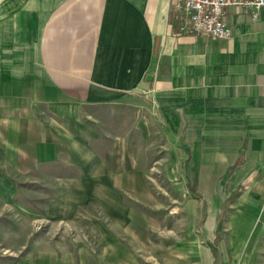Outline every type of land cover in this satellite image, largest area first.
Returning <instances> with one entry per match:
<instances>
[{
    "label": "crops",
    "instance_id": "0c3cea01",
    "mask_svg": "<svg viewBox=\"0 0 264 264\" xmlns=\"http://www.w3.org/2000/svg\"><path fill=\"white\" fill-rule=\"evenodd\" d=\"M225 19L232 37L219 40L178 34L169 0H0V165L71 171L52 183L49 220L86 207L107 218L95 221V245L39 247L15 264H223L256 252L264 9L229 8ZM157 133L167 178L185 180L198 250L176 241L171 255L145 211L149 178L132 151Z\"/></svg>",
    "mask_w": 264,
    "mask_h": 264
},
{
    "label": "rangeland",
    "instance_id": "374dc122",
    "mask_svg": "<svg viewBox=\"0 0 264 264\" xmlns=\"http://www.w3.org/2000/svg\"><path fill=\"white\" fill-rule=\"evenodd\" d=\"M132 152L149 178L151 195L144 202L145 211L152 220L160 223L161 233L169 241L171 255L172 250L178 252L176 241H185L187 250L201 248L204 242L199 240V230L194 227L195 218L186 210L188 195L182 190L185 180L167 178L172 170L169 163L166 164L168 144L164 134L157 133L150 142L139 143ZM156 160L163 164H155ZM182 166L174 170L179 173ZM71 174L56 165L43 167L32 174L17 175L0 165V264H15L38 251L39 247H52L53 250L59 247L69 252L96 244L95 221L98 218L105 223L107 218L100 213L96 215L93 208H75L80 215L68 220L47 218L56 191L53 181ZM258 242L256 252L251 256L224 255L223 264H264V239ZM178 255L182 256V253ZM174 261L178 263V260ZM185 264L193 263L188 258Z\"/></svg>",
    "mask_w": 264,
    "mask_h": 264
},
{
    "label": "built area",
    "instance_id": "2783aa9c",
    "mask_svg": "<svg viewBox=\"0 0 264 264\" xmlns=\"http://www.w3.org/2000/svg\"><path fill=\"white\" fill-rule=\"evenodd\" d=\"M169 5L175 13L178 34L223 40L232 37L225 19L227 9L248 11L256 18L264 9V0H169Z\"/></svg>",
    "mask_w": 264,
    "mask_h": 264
}]
</instances>
